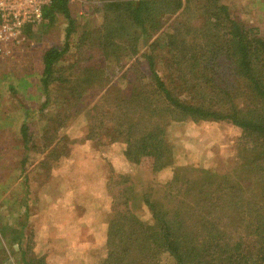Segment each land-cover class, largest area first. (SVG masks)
<instances>
[{
    "label": "trees",
    "instance_id": "16d2710c",
    "mask_svg": "<svg viewBox=\"0 0 264 264\" xmlns=\"http://www.w3.org/2000/svg\"><path fill=\"white\" fill-rule=\"evenodd\" d=\"M90 1L101 22L78 38L80 86L62 111L87 117L79 143L120 146L148 176L110 171L101 264H264V36L233 19L219 0ZM71 4L51 0L44 9L46 27L59 16L67 23L65 48L43 55L48 92L73 80L52 77L75 31ZM34 28L26 27L27 39ZM119 75L121 84L113 85ZM95 88L100 95L89 105ZM58 114L48 118L49 128L59 125ZM173 122L238 127L236 161L220 170L173 166ZM21 132L27 145L26 127ZM166 171L173 178L161 184L157 176Z\"/></svg>",
    "mask_w": 264,
    "mask_h": 264
},
{
    "label": "rangeland",
    "instance_id": "374dc122",
    "mask_svg": "<svg viewBox=\"0 0 264 264\" xmlns=\"http://www.w3.org/2000/svg\"><path fill=\"white\" fill-rule=\"evenodd\" d=\"M90 2L71 0L75 31L52 76L60 81L69 75L73 80L67 88L57 83L48 92L43 82L45 51L66 45L67 23L62 16L53 25H35L27 46L0 59V264H101L107 256L112 212L110 171L148 179L125 159L120 146L103 149L79 143L87 132V117L67 113L68 108L62 111L67 100L76 99L80 86L78 38L83 31L94 32L101 22L102 13L93 14ZM219 2L227 5L233 19L264 36V0ZM120 79L115 76L113 85L121 84ZM99 95L98 88L91 90L86 103L93 104ZM57 112L63 114L57 115L59 125L51 124L55 131L48 132V118ZM64 119L68 121L62 127ZM23 126L30 139L27 145L22 141ZM168 134L174 145L173 166L220 170L237 159L241 130L231 124L173 122ZM172 178L166 171L158 174L157 181Z\"/></svg>",
    "mask_w": 264,
    "mask_h": 264
},
{
    "label": "built area",
    "instance_id": "2783aa9c",
    "mask_svg": "<svg viewBox=\"0 0 264 264\" xmlns=\"http://www.w3.org/2000/svg\"><path fill=\"white\" fill-rule=\"evenodd\" d=\"M51 0H0V59L13 56L27 40L25 29L40 25Z\"/></svg>",
    "mask_w": 264,
    "mask_h": 264
},
{
    "label": "crops",
    "instance_id": "0c3cea01",
    "mask_svg": "<svg viewBox=\"0 0 264 264\" xmlns=\"http://www.w3.org/2000/svg\"><path fill=\"white\" fill-rule=\"evenodd\" d=\"M28 42H29V39H27L26 42H25V45H26V46H27ZM25 45H24V46H25ZM24 46H23V47H24Z\"/></svg>",
    "mask_w": 264,
    "mask_h": 264
}]
</instances>
